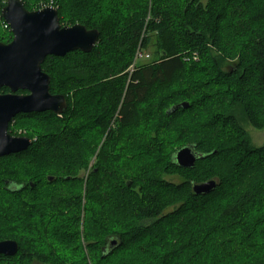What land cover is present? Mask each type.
I'll return each instance as SVG.
<instances>
[{
    "label": "trees",
    "instance_id": "obj_1",
    "mask_svg": "<svg viewBox=\"0 0 264 264\" xmlns=\"http://www.w3.org/2000/svg\"><path fill=\"white\" fill-rule=\"evenodd\" d=\"M23 1L101 34L90 53L42 64L62 115L10 123L45 127L0 157V241L19 243L0 264H264V144L245 125L264 129V0ZM191 144L205 156L178 166Z\"/></svg>",
    "mask_w": 264,
    "mask_h": 264
},
{
    "label": "water",
    "instance_id": "obj_2",
    "mask_svg": "<svg viewBox=\"0 0 264 264\" xmlns=\"http://www.w3.org/2000/svg\"><path fill=\"white\" fill-rule=\"evenodd\" d=\"M2 18L12 31V41L0 42V157L26 151L33 140L28 136H14L9 132L12 120L20 114L51 111L62 115L67 109V99L50 90L51 76L42 69L48 56L62 57L69 52L81 50L90 53L100 38L98 29H89L81 23L63 25L58 8L53 5L28 10L23 0H7ZM26 91L19 94L18 91ZM189 107L184 102L174 109ZM173 109V110H174ZM205 154L196 145H186L173 155L174 162L183 168H194L197 160ZM218 181L211 179L193 184L197 195L212 192ZM113 240L110 247L117 246ZM19 252L16 240L0 241V255L15 256Z\"/></svg>",
    "mask_w": 264,
    "mask_h": 264
},
{
    "label": "rangeland",
    "instance_id": "obj_3",
    "mask_svg": "<svg viewBox=\"0 0 264 264\" xmlns=\"http://www.w3.org/2000/svg\"><path fill=\"white\" fill-rule=\"evenodd\" d=\"M202 1L204 3L207 2V0H202ZM67 2H68V0H67ZM32 5L38 6V3L32 2ZM64 11H65V13H64L65 17L66 16L71 17L69 14H67V12L70 10L68 8V5H66V4L64 5ZM68 20H70V19H66L65 22H67ZM7 38H10V33L7 32L6 28H3L2 24L0 23V39H7ZM12 124H13L12 135H14V136H28V134H30V135H32V138L34 137L33 138L34 140H36V137L38 135L37 133L42 132V129L45 127L44 122L42 120H39V119L34 120V121H31L28 119H21V120H18L16 123H12ZM245 125H246V129L250 135L251 144L253 146H256V147L262 146L264 144V129L263 130H257L254 127H252L250 124L246 123ZM167 141H168L169 145H171L173 143V142H170V139ZM175 141H177V140H175ZM55 149L56 148H52V147L49 148V150H55ZM52 154H53V152H52ZM94 160L95 159H93L91 163H94ZM82 176H83V174H82ZM166 179L173 181L175 183H179L182 180L179 176H166ZM40 196H41V198H43L42 194H40L39 197ZM81 230L83 231L82 228H81ZM81 243H84V234L83 233L81 234ZM16 262H17V260H16Z\"/></svg>",
    "mask_w": 264,
    "mask_h": 264
},
{
    "label": "built area",
    "instance_id": "obj_4",
    "mask_svg": "<svg viewBox=\"0 0 264 264\" xmlns=\"http://www.w3.org/2000/svg\"><path fill=\"white\" fill-rule=\"evenodd\" d=\"M7 0H5L6 2ZM7 27H9L8 25H6ZM143 58H146L148 59L149 58V55H145V53L141 52L140 50H138L137 54H136V61H138V59H143Z\"/></svg>",
    "mask_w": 264,
    "mask_h": 264
},
{
    "label": "flooded vegetation",
    "instance_id": "obj_5",
    "mask_svg": "<svg viewBox=\"0 0 264 264\" xmlns=\"http://www.w3.org/2000/svg\"><path fill=\"white\" fill-rule=\"evenodd\" d=\"M1 94H3V93H1ZM6 94V93H5Z\"/></svg>",
    "mask_w": 264,
    "mask_h": 264
}]
</instances>
